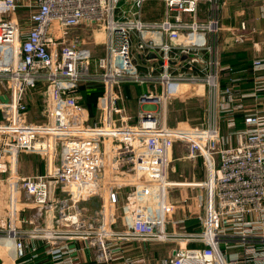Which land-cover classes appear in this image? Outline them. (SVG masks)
Listing matches in <instances>:
<instances>
[{
    "label": "built area",
    "instance_id": "built-area-1",
    "mask_svg": "<svg viewBox=\"0 0 264 264\" xmlns=\"http://www.w3.org/2000/svg\"><path fill=\"white\" fill-rule=\"evenodd\" d=\"M149 1L164 3L163 21L143 20ZM202 1L0 0V244L13 240L17 258L34 241L50 264H80L84 253L93 264H148L132 244L175 242L157 264H264V111L244 105L264 96V58L253 61V86L244 92V70L225 65L218 43L207 41L218 35V21L198 22ZM83 25L104 33L103 54L68 38ZM39 84L41 122L28 119ZM85 84L102 86L94 120ZM125 84L147 87L133 125ZM190 85L200 88H184ZM203 88L202 120L170 126L169 106ZM177 144L187 158L202 159L203 182L170 180ZM23 155L41 157L44 173L23 174ZM184 187L200 190L198 232L168 229L191 218L174 219L184 208L170 195ZM95 197L102 200L92 212L87 203ZM29 209L39 222L23 218Z\"/></svg>",
    "mask_w": 264,
    "mask_h": 264
},
{
    "label": "crops",
    "instance_id": "crops-1",
    "mask_svg": "<svg viewBox=\"0 0 264 264\" xmlns=\"http://www.w3.org/2000/svg\"><path fill=\"white\" fill-rule=\"evenodd\" d=\"M155 3V4H154ZM165 18V6L162 1H149L145 4L143 8V20L145 22H161ZM216 20L218 21L220 31L215 37L213 33L207 34V41L209 44L218 43L220 47V52L222 56L223 63L230 64L239 69L244 70V73L241 75L245 78L243 83V91H251L253 82H252V63L257 58H264V1L262 0H241V1H232L224 5L220 0L207 1L203 0L199 5L198 12V22L207 23L209 21ZM245 24V29L241 28V24ZM235 34H242L243 38L234 41ZM68 38H80L86 43V46L93 49L97 55L104 53V33L101 31H95L92 28L83 25L79 28L72 29L68 32ZM97 38H100L101 41H97ZM98 46L102 48L98 49ZM102 52V53H99ZM153 60L150 61L152 64L158 63L155 54L150 56ZM149 57V58H150ZM150 58V59H151ZM187 57L182 56L178 63L185 61ZM146 61L140 60L141 70H146ZM94 86L90 84L88 87ZM198 89L200 87H190L188 89ZM139 91V95L147 91V87H142L134 84H125L124 85V94L127 98V113L129 116L132 114L130 112L131 108L134 106L128 105V101L136 97V103L139 111L138 96H136ZM6 94L0 95L1 100H6ZM42 95L37 93L33 95L32 100V109L29 112V120L33 121L35 118H40V103ZM196 98L187 96L184 99V102L179 103V110L183 114L187 111L186 107L193 108L194 100ZM190 101V102H189ZM178 101L173 102L168 108V118L169 125L174 127L177 122H173V109L174 105ZM190 104V106H188ZM192 105V106H191ZM246 111L255 112V111H264V96L260 100L253 98L246 99L244 101ZM191 110V109H190ZM204 110V108H203ZM90 111V110H89ZM138 114V112H137ZM204 114V112H203ZM243 113L237 114L238 118V128H243ZM133 116V115H132ZM131 116V117H132ZM184 116V115H183ZM138 117V116H137ZM36 120V119H35ZM137 118L132 117L131 123L136 122ZM41 121V120H40ZM188 151L181 144H177L173 151V162L171 164L170 170V180L175 183H190V182H203L206 179V170L203 164L202 159H189L187 158ZM40 160V162L38 161ZM30 162H35V166H40L36 170H32L31 174L44 173V161L41 157L37 155H23L20 162V169L23 174H28L25 172L24 164H29ZM32 167V166H31ZM34 167V166H33ZM29 175V174H28ZM175 191V195H174ZM199 189H191L190 187H184L180 189H174L170 195V199L176 203H182L183 205V216L182 213L174 215V219H184L186 217H191L183 225L180 226H169L170 231H177V228H181V232H198L201 230V225L195 215L198 213V204L196 195L199 193ZM100 197L92 198L88 201L87 205L89 209L93 212L98 208L99 203L101 202ZM125 201L124 194L120 197V203L117 207V222L115 226L119 229H124V220L123 214L121 213V205ZM180 205V204H179ZM94 208V209H93ZM4 214V213H3ZM181 217V218H178ZM184 217V218H182ZM25 220H31L39 222L40 220L36 219L34 215V210L29 209L23 214ZM0 221H4L3 217ZM38 224V223H36ZM20 229H28L31 225L23 224L19 226ZM158 244L161 247H155ZM150 245H155L151 247ZM177 243H148V244H132L130 246V252L133 255L145 256L148 264H157L161 261V257H156V254H159V250L162 248H170V253L172 250L177 247ZM197 246V244L190 243L188 247ZM34 248H37V251H34ZM44 246L38 244V242L28 241L25 257L19 259L16 257V251L14 248L13 240L8 242H2L0 244V264H50L51 260L44 253ZM36 256V257H35ZM160 258V259H158ZM165 257H163L164 259ZM80 264H93L84 253L81 257Z\"/></svg>",
    "mask_w": 264,
    "mask_h": 264
},
{
    "label": "rangeland",
    "instance_id": "rangeland-1",
    "mask_svg": "<svg viewBox=\"0 0 264 264\" xmlns=\"http://www.w3.org/2000/svg\"><path fill=\"white\" fill-rule=\"evenodd\" d=\"M19 15H20V17H22V19H25L26 16L28 15V11L27 10H23ZM95 31H100V29L95 28ZM103 38L104 37H102V41H103ZM97 41L100 42L101 39L97 38ZM100 48H102V46H98V49H100ZM99 53H102V52H99ZM205 92L206 91L203 88V89H201V90H199V91H197V92H195V93H193L191 95V96H194V98H196V99L192 100L194 102V105L193 106L191 105L193 108L189 107V109H188V107H186L187 111L184 114H183V112H181L179 110V107H178L179 103L182 104L181 102H184V98H180V99H177V100L174 101V102L178 101V103H176L174 105L173 118H172L173 122H177L176 126L182 121H189L192 124H196V123H199L202 120L203 112H204V110L206 108V104H207V96H205ZM138 95H139V91L137 92L136 96H138ZM179 101H181V102H179ZM128 105L134 106V107L131 108L132 112H130V113L133 115V116L131 115L132 117L137 118V116H138L137 112H139V111H138V107H137L138 105L136 103V97L132 98V100H129L128 101ZM188 106H190V104ZM203 108H204V110H203ZM0 116L3 117V114L1 112H0ZM35 119L33 121H38L39 122L41 120V119H38V118H35ZM136 122H137V120H136ZM136 122L134 121L132 123V125L135 124ZM222 130H223V132L227 131V129L224 128V126H223ZM38 161L40 162V160H38ZM39 167L40 166H35V162H30L29 164H24V168L23 169H25V172H27L28 174H31V172H34L32 170H36V168H39ZM174 195H175V191H174ZM4 196H2V197H4ZM2 197H0L1 198V200H0L1 202L4 201V198H2ZM2 204L4 205V202ZM177 229H178V231H181V228L180 229L177 228ZM155 245H150V246L151 247H154V246L157 247L158 246L157 248L161 247L158 244H155ZM170 250H171L170 248L169 249L168 248H162L161 250H159V254H156V257H158L160 255L159 257H161V260L163 259V257H165V258L166 257H170V255H171ZM158 259H160V258H158Z\"/></svg>",
    "mask_w": 264,
    "mask_h": 264
},
{
    "label": "trees",
    "instance_id": "trees-1",
    "mask_svg": "<svg viewBox=\"0 0 264 264\" xmlns=\"http://www.w3.org/2000/svg\"><path fill=\"white\" fill-rule=\"evenodd\" d=\"M85 84L81 87V93L84 98L85 106L90 110L91 119H95L97 114V99L102 94V86L99 84H94V86L88 87ZM43 86L39 84L36 90H33L35 94L41 93ZM32 91V92H33Z\"/></svg>",
    "mask_w": 264,
    "mask_h": 264
},
{
    "label": "bare ground",
    "instance_id": "bare-ground-1",
    "mask_svg": "<svg viewBox=\"0 0 264 264\" xmlns=\"http://www.w3.org/2000/svg\"><path fill=\"white\" fill-rule=\"evenodd\" d=\"M190 87H199V86H184V88H186V89H188V88H190ZM192 89H194V88H192Z\"/></svg>",
    "mask_w": 264,
    "mask_h": 264
}]
</instances>
